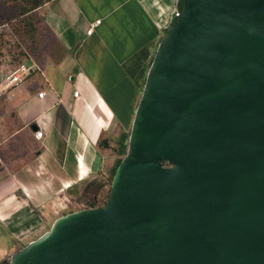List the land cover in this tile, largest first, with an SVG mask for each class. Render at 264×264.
Listing matches in <instances>:
<instances>
[{"label": "water", "instance_id": "water-1", "mask_svg": "<svg viewBox=\"0 0 264 264\" xmlns=\"http://www.w3.org/2000/svg\"><path fill=\"white\" fill-rule=\"evenodd\" d=\"M126 131L104 203L2 264H264V0H176Z\"/></svg>", "mask_w": 264, "mask_h": 264}, {"label": "crops", "instance_id": "crops-1", "mask_svg": "<svg viewBox=\"0 0 264 264\" xmlns=\"http://www.w3.org/2000/svg\"><path fill=\"white\" fill-rule=\"evenodd\" d=\"M175 3L42 0L26 25L21 15L0 22V240L9 248L7 255L0 248L1 264L44 209L78 198L83 182L104 168L107 149L97 142L126 128ZM20 62L38 69L4 87Z\"/></svg>", "mask_w": 264, "mask_h": 264}, {"label": "trees", "instance_id": "trees-1", "mask_svg": "<svg viewBox=\"0 0 264 264\" xmlns=\"http://www.w3.org/2000/svg\"><path fill=\"white\" fill-rule=\"evenodd\" d=\"M20 2L19 4V15L24 16L23 21L21 19V22L26 25V20L29 18L30 11L35 8L37 5H40L42 3V0H18ZM127 126V121H126ZM126 138H127V131L126 128L121 127L120 133L113 135V136H107L104 138L99 139L98 146L101 148H105L109 151H111L113 158L111 161V164L107 168V170H101L97 173V176L89 179L85 183V187L83 189V192L79 197H83L84 203L82 205L77 206V208L86 207V206H100L104 203L107 194H108V188H106L105 192H98L104 184L107 183V186L109 185L111 176L113 174L114 168L118 161L120 160V157L123 155L125 151L126 146ZM110 139L113 140V144H110ZM90 188H94L92 190V194L90 193ZM95 192V193H94ZM86 196V197H84Z\"/></svg>", "mask_w": 264, "mask_h": 264}, {"label": "rangeland", "instance_id": "rangeland-1", "mask_svg": "<svg viewBox=\"0 0 264 264\" xmlns=\"http://www.w3.org/2000/svg\"><path fill=\"white\" fill-rule=\"evenodd\" d=\"M19 4H20V2L18 0H0V22H2V20H5L7 18L18 16L19 12H20ZM110 144L111 145L113 144L112 139H110ZM105 157H106L105 166H104L103 170L106 171L107 168L109 167L111 161H112V158H113L111 151L106 150ZM87 181L83 182V189H84L85 183ZM106 188H109V185L107 186V183L104 184L103 187L97 191V193L98 192H102V193L105 192ZM92 190H94V188H90L91 194L93 192ZM84 197H86V196H84ZM85 199L83 197H78V198H74V199L72 198V199H68V200L66 199L64 202L56 203V204L52 205L51 207L44 209L45 210L44 214L40 215L38 212L39 218L36 222L37 224L35 226H33L32 229H30V231H27V232L20 234L18 236L17 243L12 250L19 248L21 245L27 243L29 240L37 237L39 234H41L43 231H45L48 228L51 221L56 216H58L62 213L76 209L77 206L82 205L84 203ZM9 243L12 244L13 243L12 240ZM0 248H5V254L6 255L9 253L8 252L9 248H7V242L5 243L4 241L2 242V240H0ZM12 250L10 249V252H12ZM4 257H6V256H4Z\"/></svg>", "mask_w": 264, "mask_h": 264}, {"label": "built area", "instance_id": "built-area-1", "mask_svg": "<svg viewBox=\"0 0 264 264\" xmlns=\"http://www.w3.org/2000/svg\"><path fill=\"white\" fill-rule=\"evenodd\" d=\"M99 19H94L92 21H89L86 25V28L84 29V35H88L93 31V28L99 23ZM32 69H38V66L34 62H20L16 64L14 67H12L8 72L5 74V76L2 79L3 86H15L18 85L23 81V79L30 73ZM78 90L75 89L72 91L73 96H77ZM43 94V91L37 92V96L41 97ZM41 130H34L33 136L36 139H39L41 136Z\"/></svg>", "mask_w": 264, "mask_h": 264}]
</instances>
